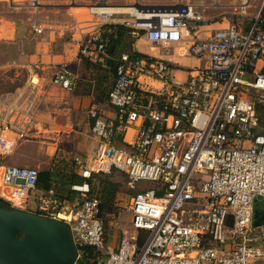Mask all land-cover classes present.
<instances>
[{
  "label": "built area",
  "instance_id": "obj_1",
  "mask_svg": "<svg viewBox=\"0 0 264 264\" xmlns=\"http://www.w3.org/2000/svg\"><path fill=\"white\" fill-rule=\"evenodd\" d=\"M16 8L38 9L47 0H0ZM217 2V0H215ZM249 0H237L227 25L199 37L202 12L186 3L167 10L129 13L121 25L167 52L186 44L183 54L205 63L176 76L160 57L120 53L107 101L116 114L89 110L97 144L90 156L76 154L73 167L83 178L120 172L136 189L128 209L134 234L118 244L107 240L99 199L87 185L65 221L74 243L98 252L96 264H259L264 261V222L253 224L255 196L264 197V13L245 16ZM104 1L88 5L91 28L82 33L79 58L106 65V26L115 14ZM123 7V5H114ZM143 14H142V13ZM37 34L48 26L34 24ZM23 73L14 93H0V154L13 151L35 125L34 115L51 86L71 90L78 76L66 60L39 57L7 62ZM143 78L156 81L154 87ZM133 130L127 138V131ZM10 188V205L38 195V169L6 165L1 174ZM18 198L19 202L12 199ZM55 217V216H50ZM58 218V217H57ZM145 232L138 244L139 233Z\"/></svg>",
  "mask_w": 264,
  "mask_h": 264
},
{
  "label": "crops",
  "instance_id": "obj_2",
  "mask_svg": "<svg viewBox=\"0 0 264 264\" xmlns=\"http://www.w3.org/2000/svg\"><path fill=\"white\" fill-rule=\"evenodd\" d=\"M100 1V0H98ZM105 2V4H108L105 0H102ZM80 2L82 0H62L60 3V7H57L58 9L63 8L64 14H66L68 18V23L66 25L59 24V25H46L48 26L47 33L49 35V40H43L38 43L36 46L35 51L33 54L30 55V57L26 59H34V58H40L44 62H57L60 60H66L70 63L72 69L78 76V80L75 84V86L71 90H65L58 88L56 86H51L49 89V96H45L44 99H42L40 102V105L37 108V111L34 115L35 125L32 126V130L30 134L28 135V138L25 140H20L16 143L13 151L15 150L16 146L21 142H33L38 137L39 142L42 143H49L48 138L52 137V135L58 139H62L64 136H69V142L72 141V149L78 150L80 152H85L83 156H90L92 155L95 146L97 144L96 139L92 136L90 132V126H91V118L89 116V110L91 108H98V104L103 103L104 98L103 95H105V91L103 89L106 86V83H102L100 81V75L102 70H97L95 67L96 64H91L87 62L86 60H82L81 58L77 57V49L80 43V39L83 36L82 33L88 31L91 28V19L93 18L88 13V5H82ZM47 3H49V0H47ZM95 3V2H94ZM194 4L198 7V10L202 12L204 22L199 27L198 35L199 37H203L209 32H211L213 29L221 28L227 25V21L225 20V17L233 12L232 4H236L237 0H224L222 2L221 0H130L126 3H117V4H108L109 6L112 5H123V7H128V10H124L122 13L115 14L110 21L111 24L109 26H106V32L108 34V38L110 40V35L115 32V25L121 24L122 20L129 17V13L131 12H138L140 11H150L152 9L156 11H163L167 10L169 7H174L180 4ZM250 6L246 9V15L245 16H252L256 13V11L259 8L263 9L264 13V0H249ZM92 4V3H90ZM64 6V7H63ZM74 9H86L87 14L84 12H80V17L74 15L75 12ZM142 13V12H141ZM143 14V13H142ZM88 16V17H87ZM45 25V24H43ZM69 30V33H71L73 42H64L65 45L72 44L76 45L75 51L72 53L73 58H67L66 55L62 53H55L51 50V43L52 40H55V36H59ZM46 34V33H45ZM137 42H140L142 44H145L149 47V51H141L137 48ZM111 43H114L113 51L112 53H109V58H111L112 63L108 65L106 60V65H99L101 67H109L113 66L115 67V60L119 56L120 53H127L129 55L136 54L138 56H145V57H160L164 58L171 62V64L176 67V76L179 78H183L186 75L187 70H193L198 66H201L204 62L203 59H199L196 57L188 56L183 54L186 48V44L181 43L180 45H172L167 52L161 51L160 47L156 49H152V45L145 39V37L139 36L133 37L130 33L124 34V36L121 37L119 40L118 45H115V42L109 41L108 42V48ZM156 46V45H155ZM68 56V55H67ZM59 57V58H57ZM76 58V59H75ZM23 59V60H26ZM22 61V60H20ZM79 71L81 72H87V73H93L92 75L95 76V80L92 81V88L90 91L86 93H76V87L80 81V75ZM114 79H115V68H114ZM113 79V81H114ZM112 81V83H113ZM143 81L145 83H148L151 86L158 87L159 84L156 81L149 80L147 78H143ZM21 85V82H20ZM20 87V86H19ZM18 87V88H19ZM17 88V89H18ZM16 89V90H17ZM16 90L11 91H2L0 93H14ZM57 93H65V96H57ZM69 95H71L69 97ZM108 95V94H107ZM66 97L68 100L69 107L62 106V99ZM108 102V101H107ZM109 104V103H108ZM110 105V104H109ZM53 107V112H50V109ZM86 109L85 115L79 114L77 109ZM70 110H73V112H70ZM102 116L108 119H113L115 117V110L110 105V109H106ZM133 134V130L129 129L127 131V138L131 137ZM32 143H22L20 147H17L16 152H27L30 148ZM13 151L11 153H13ZM9 153V154H11ZM9 154L1 155V158L7 157ZM18 159V158H16ZM24 161L20 160H13L1 162L0 161V181H1V174L4 166L6 165H18L23 166ZM52 168V167H48ZM74 172L77 173L75 169H73ZM80 176V175H79ZM81 177V176H80ZM84 185H87L89 188L88 183H83L82 185H76L83 187ZM74 185L71 186V189ZM8 188V187H6ZM6 188H0L1 193H7ZM79 191L80 195L82 196V192L78 189H75ZM38 195L42 196V201H38L35 199H32L31 197L26 199V201L22 205H26L28 202L30 203V207H36L37 204L39 205V208H44V205H49L51 201V194L54 192V190H48L43 191L39 188H37ZM5 195L0 194V197H4ZM45 195H49L50 199L46 198ZM80 196V198H81ZM9 197V196H8ZM78 197H75L73 200H63L61 202H67L69 203L73 209L71 212L75 210V204L80 199ZM14 200V198L12 199ZM19 201V199H16ZM54 201V200H53ZM55 202V201H54ZM60 202V201H59ZM42 203H44L42 205ZM41 204V205H40ZM22 205H18L21 206ZM28 210H31L34 212V210L27 208ZM70 212V213H71ZM61 213V212H59ZM58 212L54 214H50V216H55L59 214ZM65 215V214H64ZM70 215V214H66ZM63 218V216H61Z\"/></svg>",
  "mask_w": 264,
  "mask_h": 264
},
{
  "label": "rangeland",
  "instance_id": "obj_3",
  "mask_svg": "<svg viewBox=\"0 0 264 264\" xmlns=\"http://www.w3.org/2000/svg\"><path fill=\"white\" fill-rule=\"evenodd\" d=\"M62 0H49V3H44L43 7L38 9H27V8H16L14 5L9 3L0 2V28L10 29L12 31L8 32V37H0V92L2 91H13L16 90L20 86V82L23 78V73L18 68H10L7 66V62L12 60H23L30 57L31 54L36 49V46L39 42L43 40H49V35L45 31L44 34H37L33 30V25L36 24H45V25H59L68 23V18L66 14H64L63 8L58 9L60 7ZM98 0H82L80 2L82 5H88L90 3L97 2ZM102 1V0H100ZM108 4H117V3H126L130 0H105ZM144 1V0H141ZM146 1V0H145ZM224 2V0H221ZM64 7V6H63ZM74 15L80 17V12H85L87 14L86 9H74ZM88 17V16H87ZM9 27H8V26ZM7 26V27H6ZM2 30V29H0ZM11 33V34H10ZM139 38V37H138ZM64 42H73L71 33L69 30L64 32L59 36H55V40H52L51 50L55 53H62L64 56L69 58L72 57V53L75 51L76 45L67 44ZM137 48L141 51H149V47L145 44L137 42ZM158 46L152 45V49H158ZM68 55V56H67ZM59 58V57H57ZM78 58V55L77 57ZM75 58V59H76ZM83 60V59H82ZM80 81L77 85L76 93H86L92 88V81L95 80V76L93 73L81 72L79 71ZM49 96L48 92L44 94V96ZM65 93H57V96H65ZM71 95H69L70 97ZM45 98V97H44ZM104 101L101 104H98L99 111L103 113L106 109H110V105L107 102V97L103 95ZM68 99L64 97L62 99V106L69 107ZM50 112H53V107H51ZM79 114L85 115L86 109H77ZM73 112V110H70ZM103 115V114H102ZM39 138V137H38ZM38 138L36 140H38ZM69 136H64L61 140L56 138L55 135L48 138L50 144L42 143L39 141L33 142H21L19 143L13 153L9 154L7 157L1 158V162L20 160L24 161L23 166L35 167L38 170L47 169L48 167L59 168L62 166L73 169L72 157L76 154L84 155L85 152H80L78 150L71 148V143L69 142ZM22 143H32L29 147L30 149L27 152L17 151V147H20ZM18 158V159H16ZM111 179L120 181L122 184L121 191L117 194L115 203H116V211L114 215L109 217V221L107 225H105V232L107 236L108 242H112L114 244H118L119 240L123 237H129L134 234V230L131 225V214L128 209L129 199L135 193L136 189L141 188L148 184V182H140L136 189H131L127 186L126 178L120 172H113L108 175ZM5 195V193H1ZM56 191L51 194V201L49 205L44 208H39L37 204L36 207H30V203L28 202L26 205L18 206L21 209L30 208L34 211H41L46 214V216H50V214H54L56 212H61L64 214H70L73 207L67 202H59L56 198ZM8 197V193L5 195ZM46 198L50 199L49 195H45ZM55 202H54V201ZM16 203L18 200L14 199ZM44 203H42L43 205ZM41 205V204H40ZM264 209V197L263 196H255L253 201V212L256 211L260 214L261 210ZM59 219L66 220L69 215L61 218V215H57ZM145 232H142V234ZM264 264V261L259 263Z\"/></svg>",
  "mask_w": 264,
  "mask_h": 264
},
{
  "label": "water",
  "instance_id": "obj_4",
  "mask_svg": "<svg viewBox=\"0 0 264 264\" xmlns=\"http://www.w3.org/2000/svg\"><path fill=\"white\" fill-rule=\"evenodd\" d=\"M113 47L111 43L109 53ZM107 63H112L111 58ZM1 199L0 264H85L65 220L21 209L8 201L6 206ZM253 218V224L260 225L264 210L260 214L254 211Z\"/></svg>",
  "mask_w": 264,
  "mask_h": 264
},
{
  "label": "trees",
  "instance_id": "obj_5",
  "mask_svg": "<svg viewBox=\"0 0 264 264\" xmlns=\"http://www.w3.org/2000/svg\"><path fill=\"white\" fill-rule=\"evenodd\" d=\"M129 28L117 24L115 25V32L110 36V42H115V45H118L119 40L124 34L129 33ZM97 70H102L100 75V81L106 83L105 88V97H107L108 91L112 86V81L114 79V67H101L99 65H95ZM258 114L260 119V128L264 129V105H258ZM74 169V167H73ZM65 166L59 168H47L43 170H38V182L37 188L48 191L55 190L56 198L58 201L60 200H73L75 197L80 198L79 191L75 189H71L72 185H82L83 183H88L89 185V194L96 195L99 199L100 206V219L103 223L104 229L105 225H107L109 221V217L114 215L116 211V203L115 199L117 194L121 191L122 184L120 181L111 179L108 175H95L92 178H83L77 175L74 170ZM1 202L4 205L9 206L7 201L1 199ZM37 214L46 215L41 211H34ZM59 215L66 217V214L59 213ZM20 236V234H18ZM145 234L142 232L139 233L137 238L138 244L143 242ZM80 257L85 262V264H96V260L98 257V252L88 248H80Z\"/></svg>",
  "mask_w": 264,
  "mask_h": 264
},
{
  "label": "bare ground",
  "instance_id": "obj_6",
  "mask_svg": "<svg viewBox=\"0 0 264 264\" xmlns=\"http://www.w3.org/2000/svg\"><path fill=\"white\" fill-rule=\"evenodd\" d=\"M113 9H117V10H128L129 8L128 7H112ZM8 26V25H7ZM6 26V27H7ZM9 27V26H8ZM0 29H2V30H0V37H5L6 36V38L8 37V32H10V31H12V30H10V29H6L5 27L3 28H0ZM11 34V33H10ZM10 36V35H9ZM6 188L7 186H4L3 185V183H2V180L0 181V188ZM6 190H7V193H8V196H9V192H10V188L8 187V188H6ZM14 199H18V198H14ZM69 218V217H68ZM67 218V219H68Z\"/></svg>",
  "mask_w": 264,
  "mask_h": 264
},
{
  "label": "flooded vegetation",
  "instance_id": "obj_7",
  "mask_svg": "<svg viewBox=\"0 0 264 264\" xmlns=\"http://www.w3.org/2000/svg\"><path fill=\"white\" fill-rule=\"evenodd\" d=\"M263 210H264V209H263ZM263 210H261V212H262Z\"/></svg>",
  "mask_w": 264,
  "mask_h": 264
}]
</instances>
